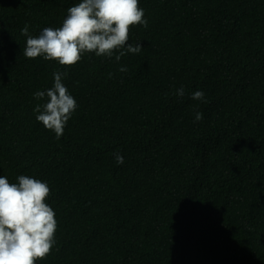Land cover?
I'll list each match as a JSON object with an SVG mask.
<instances>
[{
  "label": "trees",
  "instance_id": "trees-1",
  "mask_svg": "<svg viewBox=\"0 0 264 264\" xmlns=\"http://www.w3.org/2000/svg\"><path fill=\"white\" fill-rule=\"evenodd\" d=\"M78 2L0 0V176L46 182L57 221L35 264H264V0H138L139 53L26 58L21 28ZM55 71L77 104L59 138L33 112Z\"/></svg>",
  "mask_w": 264,
  "mask_h": 264
},
{
  "label": "clouds",
  "instance_id": "clouds-1",
  "mask_svg": "<svg viewBox=\"0 0 264 264\" xmlns=\"http://www.w3.org/2000/svg\"><path fill=\"white\" fill-rule=\"evenodd\" d=\"M147 28L144 10L138 0H80L67 8V16L61 26L44 27L38 35L29 32L26 23L20 32L26 38L23 54L26 58L42 57L70 67L81 60L85 53L112 57L118 51V62L126 53H139L142 45L128 43L131 26ZM119 71L126 72L122 66ZM53 85L44 91H36L35 98L44 101L33 108L36 120L59 138L75 111L77 104L63 83L67 72H53ZM185 95L181 87L175 93ZM204 92L191 93L193 100H204ZM203 114L195 112L194 120ZM117 164L123 156L114 152ZM10 183L0 176V264H35L45 259L56 243L57 221L54 210L45 201L50 194L46 182L27 175H19Z\"/></svg>",
  "mask_w": 264,
  "mask_h": 264
}]
</instances>
